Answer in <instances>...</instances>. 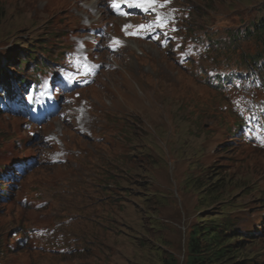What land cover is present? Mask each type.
<instances>
[{
	"label": "rangeland",
	"instance_id": "obj_1",
	"mask_svg": "<svg viewBox=\"0 0 264 264\" xmlns=\"http://www.w3.org/2000/svg\"><path fill=\"white\" fill-rule=\"evenodd\" d=\"M185 3L195 7L190 16L179 12ZM262 7L264 0H155L151 7L143 0H0V70L13 80L29 73L6 64H19L44 41L49 51L34 52L30 67L38 60L56 66L50 57L62 60V44L76 45L75 36L89 40L93 24L108 32L96 47L107 66L98 85H115L105 88L109 97L100 87L105 100L95 88L81 92L87 84L79 81L69 95L105 101L102 119L83 102L74 106L67 92L53 105L73 113L43 125L0 113V183L12 160L29 153L44 160L14 196L0 199V264H172L170 257L187 264L194 228L224 212L253 239L237 245L242 250L229 263L263 264L264 71L256 67L262 58H252L264 34L244 33L229 56L217 51L226 50L224 39L229 46L228 30L243 33ZM226 75L231 80L218 88L217 77ZM50 77L34 76L51 96ZM140 242L143 250L133 246Z\"/></svg>",
	"mask_w": 264,
	"mask_h": 264
},
{
	"label": "trees",
	"instance_id": "obj_2",
	"mask_svg": "<svg viewBox=\"0 0 264 264\" xmlns=\"http://www.w3.org/2000/svg\"><path fill=\"white\" fill-rule=\"evenodd\" d=\"M193 9L195 8L191 5ZM186 11H188L186 9ZM261 14L257 16L251 26L247 27L243 33L228 30L229 33V46L227 44V40L225 41V49L222 48L218 49L219 55H226L229 56L232 54L233 50L235 49L239 39L245 33V37H249L252 35H256L257 38H260V35L264 34V7L260 9ZM189 29V25L186 26V30ZM42 37H46L45 35H41ZM223 41V39H222ZM214 42V43H213ZM213 43V44H211ZM206 45H212V48L219 47L220 42L215 40H206ZM211 50V48L209 49ZM241 60L244 61V54H241ZM262 58V65L256 67L260 71H264V48L257 57H253L252 60L259 62ZM22 62L26 61L25 58H20ZM11 66L7 64V67ZM217 73H224L226 72L224 68L216 67ZM218 78V88H222L223 83L226 80H231L229 75L224 76L223 78ZM8 72L5 69L0 70V88L2 87L3 81H8ZM243 211L244 209H236L235 211ZM234 216L229 215V213H222V216L218 218V220L211 221V224H207L203 227H195L190 238L189 244V258L187 264H237V263H229L230 259L236 257V253H239L242 248L236 249V246H243L246 244L249 239L253 241L252 238L248 237L249 239H245L247 236L243 235L241 232L233 228L232 219ZM251 241V242H252ZM134 247H141L142 250L144 249V242H140L139 244L133 243ZM246 258V257H245ZM245 258H242L243 262L239 264H248L251 260L244 261ZM172 264H176L174 258L170 257ZM264 264V263H263Z\"/></svg>",
	"mask_w": 264,
	"mask_h": 264
},
{
	"label": "snow or ice",
	"instance_id": "obj_3",
	"mask_svg": "<svg viewBox=\"0 0 264 264\" xmlns=\"http://www.w3.org/2000/svg\"><path fill=\"white\" fill-rule=\"evenodd\" d=\"M143 3H146L149 7H151V5L155 3V0H143ZM137 6L140 7V6H143V4L138 3ZM161 6H163V5H161ZM113 7H116V5L113 4ZM145 10L147 11V8H145ZM159 19H160V18L158 17V20H159ZM160 22L163 23L162 20H161ZM128 27H131V26H130V25H126V26H125V28H128ZM137 27H139V28H144V27H146V26H145V25H140V26H137ZM133 34H136V33H133ZM117 42H118V41H117Z\"/></svg>",
	"mask_w": 264,
	"mask_h": 264
},
{
	"label": "bare ground",
	"instance_id": "obj_4",
	"mask_svg": "<svg viewBox=\"0 0 264 264\" xmlns=\"http://www.w3.org/2000/svg\"><path fill=\"white\" fill-rule=\"evenodd\" d=\"M147 107V106H146ZM149 107V106H148ZM150 109V108H149Z\"/></svg>",
	"mask_w": 264,
	"mask_h": 264
}]
</instances>
